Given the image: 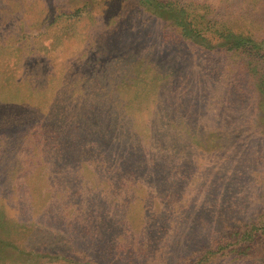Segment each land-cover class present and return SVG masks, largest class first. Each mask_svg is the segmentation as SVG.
<instances>
[{"label":"rangeland","instance_id":"obj_1","mask_svg":"<svg viewBox=\"0 0 264 264\" xmlns=\"http://www.w3.org/2000/svg\"><path fill=\"white\" fill-rule=\"evenodd\" d=\"M0 264H264V0H0Z\"/></svg>","mask_w":264,"mask_h":264},{"label":"trees","instance_id":"obj_2","mask_svg":"<svg viewBox=\"0 0 264 264\" xmlns=\"http://www.w3.org/2000/svg\"><path fill=\"white\" fill-rule=\"evenodd\" d=\"M198 20H196V19H194L193 21L189 20V23H188L189 30L187 27L185 30V32H187V34L189 32L195 34L194 36H192L193 37L192 42H194V43H196V41H198V40L204 39L203 35H201V33H203V31L200 29L202 26V21L201 20L198 21ZM193 22H195V23H193ZM194 25H196L197 27H194ZM212 28H213V31H211V32H213L212 35L213 36L215 35L214 37L216 39H218L219 41L226 40V42L229 45V48L231 50L237 51L238 49L245 47V43H244L245 41H242V38H240V36H233V34H227L226 30L223 31V26L220 29H215L213 26H212ZM183 34H184V32H183ZM184 36H185V34H184ZM228 40H230V41H228ZM223 46H225V45H223Z\"/></svg>","mask_w":264,"mask_h":264}]
</instances>
